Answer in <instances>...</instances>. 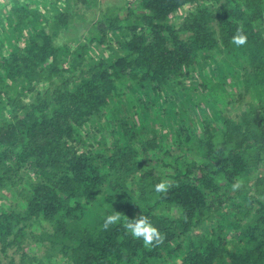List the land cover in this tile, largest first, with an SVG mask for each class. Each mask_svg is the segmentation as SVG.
<instances>
[{
    "label": "trees",
    "instance_id": "1",
    "mask_svg": "<svg viewBox=\"0 0 264 264\" xmlns=\"http://www.w3.org/2000/svg\"><path fill=\"white\" fill-rule=\"evenodd\" d=\"M64 2L0 39V264H264V0Z\"/></svg>",
    "mask_w": 264,
    "mask_h": 264
},
{
    "label": "rangeland",
    "instance_id": "2",
    "mask_svg": "<svg viewBox=\"0 0 264 264\" xmlns=\"http://www.w3.org/2000/svg\"><path fill=\"white\" fill-rule=\"evenodd\" d=\"M65 0H59V3L56 4L55 2H51L48 5L43 4V0H18L19 3L24 4L25 7L32 9V11H38L40 13H42L43 15H48L49 11H52L56 8L59 7V9L62 11L63 8L65 7ZM56 4V5H55ZM50 5V10H48V8ZM38 8H37V7ZM19 9L14 5V0H0V39L3 40L4 45L3 48L6 52L12 51L14 49L20 48L27 40L28 37H30L31 34H29V29H31L30 25H27L25 23H21L20 29H17L16 32L14 33H18V34H14V37L12 38V34L11 36H8V32L12 29L16 28V23L13 25H10L11 23L8 21V18L10 16H13L14 20L16 19V10ZM34 9V10H33ZM60 12V11H59ZM23 13V12H22ZM181 13H183V11H181ZM42 22L45 20H41ZM67 38L64 35H61L58 37L59 42L64 43L66 42ZM96 43L93 45L94 49L97 51L98 54L103 53V54H107L103 52L104 47H97L95 46ZM102 50V52H100ZM100 52V53H99ZM11 190H7L4 191L1 194V198H0V209L1 206L3 207H8L11 205L12 203H15V197L12 193H10ZM37 250V249H35ZM162 264V263H159Z\"/></svg>",
    "mask_w": 264,
    "mask_h": 264
},
{
    "label": "clouds",
    "instance_id": "3",
    "mask_svg": "<svg viewBox=\"0 0 264 264\" xmlns=\"http://www.w3.org/2000/svg\"><path fill=\"white\" fill-rule=\"evenodd\" d=\"M230 43L237 47L243 46L247 43V36L241 29H237ZM170 187L172 185L165 180L158 183L154 190L157 193H166ZM238 187L239 183L233 185L234 189ZM120 220L121 213L116 211L106 217L102 227L104 230H108L110 226L117 224ZM123 227L134 239L141 240L145 248H151L163 243L164 236L144 213L138 214L134 219L127 218L123 223Z\"/></svg>",
    "mask_w": 264,
    "mask_h": 264
}]
</instances>
